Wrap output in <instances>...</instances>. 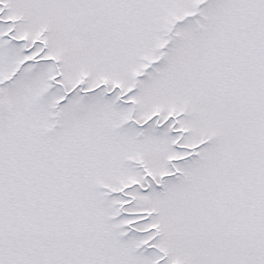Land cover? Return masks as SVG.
Returning <instances> with one entry per match:
<instances>
[{"label": "snow or ice", "instance_id": "obj_1", "mask_svg": "<svg viewBox=\"0 0 264 264\" xmlns=\"http://www.w3.org/2000/svg\"><path fill=\"white\" fill-rule=\"evenodd\" d=\"M0 264H264V0H0Z\"/></svg>", "mask_w": 264, "mask_h": 264}]
</instances>
